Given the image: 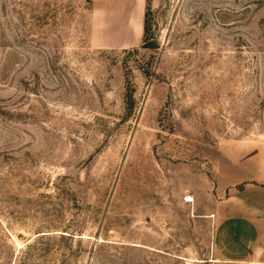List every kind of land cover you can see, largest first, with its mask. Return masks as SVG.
<instances>
[{
  "label": "rangeland",
  "instance_id": "rangeland-1",
  "mask_svg": "<svg viewBox=\"0 0 264 264\" xmlns=\"http://www.w3.org/2000/svg\"><path fill=\"white\" fill-rule=\"evenodd\" d=\"M243 163L264 0H0V264L264 263L215 247Z\"/></svg>",
  "mask_w": 264,
  "mask_h": 264
},
{
  "label": "crops",
  "instance_id": "crops-1",
  "mask_svg": "<svg viewBox=\"0 0 264 264\" xmlns=\"http://www.w3.org/2000/svg\"><path fill=\"white\" fill-rule=\"evenodd\" d=\"M232 175L228 185L216 188L218 202L210 215L217 222L215 247L220 251L223 240L227 246L264 251V173L243 163L233 167ZM231 250L226 248L227 260L236 259Z\"/></svg>",
  "mask_w": 264,
  "mask_h": 264
},
{
  "label": "bare ground",
  "instance_id": "bare-ground-1",
  "mask_svg": "<svg viewBox=\"0 0 264 264\" xmlns=\"http://www.w3.org/2000/svg\"><path fill=\"white\" fill-rule=\"evenodd\" d=\"M191 199H188V201H190Z\"/></svg>",
  "mask_w": 264,
  "mask_h": 264
},
{
  "label": "built area",
  "instance_id": "built-area-1",
  "mask_svg": "<svg viewBox=\"0 0 264 264\" xmlns=\"http://www.w3.org/2000/svg\"><path fill=\"white\" fill-rule=\"evenodd\" d=\"M261 264H264V263H261Z\"/></svg>",
  "mask_w": 264,
  "mask_h": 264
}]
</instances>
